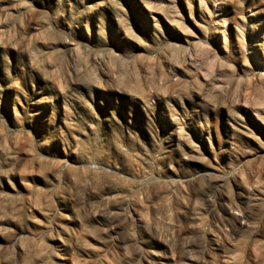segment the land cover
Wrapping results in <instances>:
<instances>
[{
  "label": "rangeland",
  "instance_id": "rangeland-1",
  "mask_svg": "<svg viewBox=\"0 0 264 264\" xmlns=\"http://www.w3.org/2000/svg\"><path fill=\"white\" fill-rule=\"evenodd\" d=\"M0 264H264V0H0Z\"/></svg>",
  "mask_w": 264,
  "mask_h": 264
},
{
  "label": "bare ground",
  "instance_id": "bare-ground-1",
  "mask_svg": "<svg viewBox=\"0 0 264 264\" xmlns=\"http://www.w3.org/2000/svg\"><path fill=\"white\" fill-rule=\"evenodd\" d=\"M239 128H240V127H239ZM238 131H240V130H238ZM244 132H245V131H244ZM246 132H247V131H246ZM216 175H217V174H216ZM222 177H223V176H221V175L218 174V176H217V182H218V184H222V182H224V180L222 179ZM256 191H257V192L254 193V194H256V195L258 196V194H259V190L256 189ZM255 197H256V196H255ZM259 197H260V196H259ZM211 238H212L213 241H216L215 235H213Z\"/></svg>",
  "mask_w": 264,
  "mask_h": 264
}]
</instances>
